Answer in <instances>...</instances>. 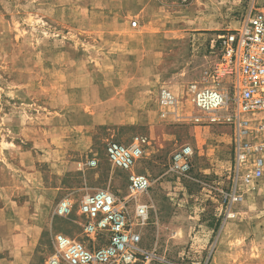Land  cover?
Returning a JSON list of instances; mask_svg holds the SVG:
<instances>
[{
    "label": "rangeland",
    "instance_id": "obj_1",
    "mask_svg": "<svg viewBox=\"0 0 264 264\" xmlns=\"http://www.w3.org/2000/svg\"><path fill=\"white\" fill-rule=\"evenodd\" d=\"M256 10L264 0H0V264H45L55 233L105 243L84 232L79 205L99 189L130 196L106 145L135 137L145 144L131 170L151 186L128 208L149 206L136 226L144 249L160 264H264V168L242 182L238 123L207 121L188 91L233 92L216 75L217 37ZM239 116L244 139L264 142V112ZM183 144L193 155L181 174L170 159ZM65 197L72 211L56 216Z\"/></svg>",
    "mask_w": 264,
    "mask_h": 264
},
{
    "label": "built area",
    "instance_id": "obj_2",
    "mask_svg": "<svg viewBox=\"0 0 264 264\" xmlns=\"http://www.w3.org/2000/svg\"><path fill=\"white\" fill-rule=\"evenodd\" d=\"M185 1V0H182ZM220 46L217 76L228 77L230 87L199 86L190 83L188 91L196 109L209 122L220 120L238 123L236 135V157L241 163L250 164L242 175L244 184H251L263 172L262 157L263 139L254 143L244 139L240 113L264 112V12L256 10L247 14L239 25L221 33L217 37ZM159 104L163 108L175 103L173 93L161 89ZM234 111L230 114L229 111ZM165 112V111H163ZM200 116L195 119L199 121ZM145 139L135 137L129 144L110 141L106 145V155L111 164L123 170H128V189L131 192L127 198H120L109 189H99L86 193L79 205L81 214L87 220L83 230L93 237L102 233L106 242L100 245L88 246L81 240L63 233H55L52 239L53 251L47 257L45 264H160L161 258L155 249L148 250L141 246V234L136 226L146 223L149 206L137 202L133 215L128 208L132 197L145 193L151 186L148 176L132 171V167L141 158ZM193 149L189 144H183L173 151L170 168L177 173H187ZM90 165H95L92 159ZM227 198V195L224 196ZM241 195L237 190L229 194L231 200L237 201ZM72 201L65 197L56 205L54 214L66 217L72 211Z\"/></svg>",
    "mask_w": 264,
    "mask_h": 264
},
{
    "label": "crops",
    "instance_id": "obj_3",
    "mask_svg": "<svg viewBox=\"0 0 264 264\" xmlns=\"http://www.w3.org/2000/svg\"><path fill=\"white\" fill-rule=\"evenodd\" d=\"M123 170V169H122ZM124 171H126L127 173H129V171L128 170H124ZM127 177H128V175H127ZM127 186H128V184H127ZM155 249V248H154ZM149 250V249H148Z\"/></svg>",
    "mask_w": 264,
    "mask_h": 264
},
{
    "label": "bare ground",
    "instance_id": "obj_4",
    "mask_svg": "<svg viewBox=\"0 0 264 264\" xmlns=\"http://www.w3.org/2000/svg\"><path fill=\"white\" fill-rule=\"evenodd\" d=\"M229 215L232 216V215H234V214H233V213H230Z\"/></svg>",
    "mask_w": 264,
    "mask_h": 264
}]
</instances>
